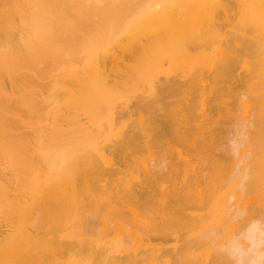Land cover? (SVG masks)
I'll return each mask as SVG.
<instances>
[{
	"label": "bare ground",
	"instance_id": "6f19581e",
	"mask_svg": "<svg viewBox=\"0 0 264 264\" xmlns=\"http://www.w3.org/2000/svg\"><path fill=\"white\" fill-rule=\"evenodd\" d=\"M27 3L35 8L29 19L24 17ZM65 4L73 11L67 12ZM0 35V142L28 140L27 134L17 133L7 80L16 83L22 105L34 114L39 109L26 98L27 81L47 59L61 63L60 76L76 87L63 118L71 128L72 149L57 143L47 168L23 165L21 173L32 175L27 188L14 193L0 182L1 201L10 215L9 234L0 237V264H52L64 251L79 255L71 257L73 264L103 259L106 264H264V0H0ZM196 47L207 51L192 59L190 50ZM126 54L132 64L124 65ZM179 63L188 76L165 75L162 81L161 75ZM191 63L198 68L191 70ZM240 66L248 77V96L235 94L240 100L248 97L241 102L247 118L220 157L215 155L220 128L209 119L221 109L226 116L231 113L222 99L234 89L225 83L231 85ZM120 74L127 83H144L136 96L116 90ZM175 92L183 95L179 111L169 109L166 100ZM101 108L108 114L103 124L98 119ZM81 111L86 122L79 119ZM126 120L130 123L124 130ZM35 133L38 140L64 137L59 127ZM103 136L115 138L110 147L116 158L100 151ZM169 139L185 152L172 149L168 160L161 153V159L154 158L153 152L157 156ZM241 147L244 154L236 162L232 158L242 153ZM142 151L152 158H138ZM129 152L138 158L130 162L135 183L125 187L120 178V184L109 180L101 185L104 176L108 180L117 172L116 165H125ZM233 178L239 183H232ZM82 196L96 204L102 201L104 210L110 207L122 218L118 226L131 247L122 240L96 242L90 229L96 221L86 214L88 207L84 212ZM67 224L75 231L84 226L86 239L82 242L76 233L65 240L60 230ZM156 240L180 245L166 248Z\"/></svg>",
	"mask_w": 264,
	"mask_h": 264
},
{
	"label": "rangeland",
	"instance_id": "374dc122",
	"mask_svg": "<svg viewBox=\"0 0 264 264\" xmlns=\"http://www.w3.org/2000/svg\"><path fill=\"white\" fill-rule=\"evenodd\" d=\"M83 3H86V0H83ZM51 5H54V3H52ZM64 7L65 8H68V9H66V11L68 10L67 12H72L73 11L68 4H65ZM34 12H35L34 5L32 3H27L25 5V8H24V17H26L27 19H29L33 15ZM16 24H18V20H16ZM0 37H1V35H0ZM192 49L190 50V54L192 53L191 56H192V59H194V58H197L202 52H204L206 50V47H196V48H192ZM126 55L129 56V54H126ZM127 56H126L127 59L125 61V62H127V64L124 62V65H129L130 63L132 64V61H130V59H129L130 56L129 57H127ZM45 63L46 64L45 65L43 64V66L41 67V72L38 69V71H36V72L29 73V79L27 81V95H26V98L28 100H30L31 102H33L34 104H36V106L39 109V113L37 112V114L30 113L22 105V101H23V98L24 97H21V95H19L15 91V89H14L13 86H16L15 85L16 83L11 84L10 81H8V80L6 81V87H7L8 91L11 93V96H12V100L10 102L11 109H12V111H13L16 119L18 120V126H19L18 128L19 129H18L17 133L18 134H21V135H26L27 134L26 136L28 138L27 141L14 140V141H11V142H0V182L6 184V186L8 187V189H9L10 192L16 193V192L19 191L20 188H22V187L27 188L31 184V181H32V175H31V173H24V174L21 173V167L23 165H25V164L26 165L27 164H31V165H35L36 167H39V168L40 167L43 168V169L44 168H47V166H48V163L47 162H49L50 156H52V153H53L54 149L57 147V145H56L57 143H67V144L60 145V147L64 148V150L69 149V148L72 149L71 146H73L72 144H68V143H70V140H68V136H69V133L71 132V128L63 123V118L67 114V111H68V108H67L68 105L67 104L70 101L71 94L76 91V87L75 86L73 87V85H74L73 83H71L70 81L65 80L64 78H62L60 76V72H61V70L63 68V65L61 63L55 62V61L50 60V59H47ZM46 65H48V66H46ZM177 67H178V69H177ZM107 68L110 69V67H108V66H107ZM119 68H122V65ZM191 68H192L191 70H196L198 68V66L196 65V63H194V64L191 63ZM165 69H166V66H165ZM171 69H170L171 71L170 70H167V71H165L161 75L162 81L165 79V75H167V79H169L170 77H172V78L175 77V78L181 79L180 77H183L184 74L187 75V70L184 68V66H183L182 63L176 64ZM236 69L237 70L234 73V76L235 77L233 76L234 79L232 78L230 80V84L231 85H228L227 86V84L229 82L225 83L226 84L225 87L227 89H229V88L230 89L231 88L234 89V91L231 90V92L233 91L234 93H233V95H229L228 94L229 91H228V93H226L227 96L225 95L224 99H222V103H225V104H222V106L223 107L225 105H226L225 107L228 106L227 108H229L228 110H230L229 113L230 112L231 113L230 114L228 113L229 115L226 116L224 114V112H220L222 110L221 109L219 111H215L214 112V114L216 115L214 117H217L216 119H213L214 118V117H212L213 116L212 115L213 113L211 114L210 119H209L210 120L209 123H212V121L213 122L215 121L213 124H211L212 126L214 125L215 128L216 127L217 128H220V130H219L220 133H218V136L220 138V141L217 140L219 138H217V136H216V138H217L216 139V145H217V147L218 146L219 147L217 149V152H215L216 153L215 155H217V156L219 155L220 157H223L222 155H224V154L226 155L228 153V151H229V148H228L229 147L228 140H231L232 137H234V134L235 133H238L242 129L243 126L241 124H239V123L243 122L244 119L247 118V115L244 116L241 106H242V103H245V102L248 101V97H246L244 99L242 98V100H240V99H241V97L248 96V92H247L248 81H246V79H248V77L246 75L245 70L241 66H240V68L237 67ZM120 71H121V69H120ZM115 78H117L118 81H116L117 79H115ZM115 78L114 79H115L116 82L122 84V85L120 84L121 86L119 85V87H116V90H118V92H121L122 91L121 94L123 93L124 95H126V96L128 95L130 97L131 96L132 97L133 96H136L140 92V90L142 89L143 84H144L141 81H132V83L131 82H128L127 83V81L123 78V76L121 74H120V77L118 75ZM239 78H240V81H239ZM236 79H237V81H236ZM119 80L120 81L122 80L124 83L120 82ZM243 82L244 83L247 82V84L245 85V87H243V84H244ZM134 83L136 85L141 84V86H139V85L137 86V88L140 87V89H137L136 88V85ZM239 83H240V86L242 85L240 88H239ZM68 84H69V87H71L70 89L68 88ZM132 85L134 86L133 88H136V89H132ZM235 85H237V86L235 87ZM41 86H44V87L41 88ZM128 86H129V88L131 90L128 89V91L126 92V88ZM60 87H64L66 89L63 90V89H60ZM123 88H125V89L123 90ZM237 88H239V90ZM72 91H74V92H72ZM235 91H237V92H235ZM44 93H46V94H44ZM178 93L179 92H175V95L173 94L172 96H169L166 99V100H168V102L170 101L169 102V105L170 106H168V108L171 109V110H173V111H175V110L176 111H179L182 108V101L181 100H182L183 95H182L181 92H180L181 93L180 95ZM235 93L236 94L239 93V96H241V97H239ZM58 96H60V97L57 98ZM229 96H232V101H231V99H229V98H231ZM235 96L236 97L238 96L237 98L239 100ZM227 97H228V102H227V99H226ZM174 98L175 99L177 98L176 99L177 101L176 100L174 101V102H177L176 105L174 104V102L171 103V100L173 101ZM234 98H235V100H237L236 102H235V100L233 101ZM131 100L133 101V98H131ZM224 101H226L229 104H226V102H224ZM117 103H118V100H117L116 104ZM231 103H232V105H231ZM235 103L238 105V106L236 105L237 107L234 106ZM172 105H174L173 108L171 107ZM231 107H232V109H231ZM174 108H175V110H174ZM56 111L58 113H60L61 115H59L58 113H57V115H55V112ZM60 111H62V113ZM101 111H102V108L99 109V111H98V114H99L98 115V119H99L100 123L103 124V122H105L107 120L108 114H107L106 111H104V112L102 111V113H100ZM219 113H222V115L221 114L219 115ZM61 116H62V118H61ZM79 116H80L79 119L83 120L84 122L87 121V117L84 115V113H82V111L79 112ZM222 116H224V119H223ZM134 117H132V120H135L136 119V115H134ZM220 117H221V119H220ZM228 117L229 118L231 117L232 119L230 118V120H229ZM41 119H42V121H41ZM218 120H220L219 123L217 122ZM221 120H223V121H221ZM225 120L227 121V123H225V125L224 124L222 125V122L224 123ZM199 121H201V119L195 121L194 124H197ZM228 121H229V124H228ZM42 122H45V123H42ZM54 122H55V124H54ZM129 123H130V121H129ZM129 123H128V120L125 121V124L127 126L124 125V130H126L128 128ZM61 124H64L65 128L62 127L63 125H61ZM221 125L225 127V128L223 127L224 130L221 128L222 127ZM230 125L232 126V128H231ZM54 127H59V128H61L63 130L64 137L62 139L58 138L55 135H53L52 137H47L46 136L47 138H44L43 140H38L36 138V133H35L36 130L41 129V131H43L45 133L47 131L52 130ZM247 131L248 130L246 128L245 131H244V134H247ZM103 137L101 138V146H103V148L100 151H102L103 154H105V156L108 159L116 158L115 155H114V153L112 152V148L110 147V145L115 141V138L114 137H112V138L111 137H107L106 138L105 136H103ZM105 139H107V140L105 141ZM171 140L172 139H169L167 141L169 142ZM168 142L165 145H163L162 148L163 149L165 148L164 150L161 151V149H158V151H156V155L157 156H155V154H154L155 151L153 152L152 155H154V158H156L158 156L160 157V156L164 155L163 157L168 160L169 158H167V155H168V157L170 156V154L172 153V149L173 150L174 149H178V150H182V152H185V150H183V148H181L179 146H178L179 147L178 148L177 145L173 143V141H171V143L170 142L168 143ZM217 142H219V143H217ZM221 144L224 145V146H222ZM66 145H68V146H66ZM171 145H173L174 147L171 146ZM104 146H106L107 148H105ZM225 147H227V148L225 149ZM241 149L240 150L242 151V153L239 150V152L241 154L237 155L235 158H232V159L236 160V162H238L237 160H239L243 156V154H244L243 153L244 147L243 148L241 147ZM159 150H160V152H159ZM169 150H171V153L170 152H167ZM226 150H228V151L226 152ZM50 151H52V152H50ZM163 151H165V152L163 153ZM110 152H112V154ZM144 152L145 151H142V152L137 153L138 154V158L139 157H147V159L152 158V155H149L148 153H145V155H143ZM137 154L136 153L135 154L134 153L132 154L130 152L127 153V155H128L127 157L129 158V156H130V158L129 159L128 158L126 159L125 158L126 156L124 157V159H125V165L123 163L120 164L121 166L116 165L115 168H117V172H114V174H111L112 175L111 177L108 174V176L110 177V178L108 177V180H107V175H106V177L104 176V178H102L103 180L101 181V185H103L105 183H108L109 180L113 182V183L112 182H109V184H113V185H115V183L116 184H120L122 182L121 180H123L122 184L125 185V187L132 186L133 184H130V183H135V174H134V170H133V168L131 166V163H132L131 160H134L135 159L134 157H136L135 160H137L138 159L137 158ZM160 159H161V157H160ZM231 161H233V160H230L229 162H231ZM234 162L235 161H233L231 163H234ZM126 164H127V166H126ZM118 167H120V168H118ZM243 167H244V165H240L239 166V169H243ZM118 171H121V172H118ZM119 173H120V176H118ZM114 175H116V176H114ZM121 176H125V179L127 181L124 178H122ZM111 178H112V180H111ZM120 178H121V180H120ZM115 179H117V180H115ZM239 181L240 180H238L237 178H236V180H235V178H233L231 180L232 183H236V184H238ZM117 182H119V183H117ZM82 198H83V196H82ZM96 198L99 200L100 199V196L99 197H96ZM11 199H12V196L10 195L8 197V200H11ZM83 199H84L83 200V203H85L87 205L86 206L84 204L86 206V207H84V209L88 207L87 209L89 210L88 211V210L85 209L84 212H87L88 211V213H86V214H88V216L91 215L93 217V219H92V217H91V219L93 221H96V222H94V224H95L94 226H93V222L91 221V226H90L91 233L93 232L92 234H95V236H96V238H95V236H93L97 240L96 242L97 243H100V242H103V241L104 242H106V241H109V242H114V241L115 242H118V241L122 240V241H124L127 244L126 245L127 247H131V243H128V239L126 238V234L121 231V227L119 228V226H121L123 224L122 218L121 217H118V214L116 212L113 213L112 212L113 209L110 208V207H108V208L107 207H104L106 209V210H104L102 208V206L100 205V204H102V201H99V203L97 202L98 204H96L93 201H89V199L86 198V197H84ZM1 200L3 201L2 197L0 196V202H1V204L3 203L2 204L3 206L0 207V212L3 210V212L0 213V226H2V228L0 227V237L5 238L9 234L8 227L7 226L9 225L8 218H10V215L8 214L9 213V210L7 209L6 201L5 202H2ZM84 201H86V202H84ZM134 201H135L134 203L136 204V206H138L136 200H134ZM87 202H88V204H87ZM90 203H91V205H90ZM92 204H94V205H92ZM90 206H92V208H90ZM100 206H101V208H100ZM94 207H95V209H94ZM97 207H99V208H97ZM135 209H136V207H135ZM109 210H111V211H109ZM136 210L137 211H140V208L138 207ZM83 214H85V213H83ZM85 215H83V217H85ZM95 215L98 216V217L95 218L96 217ZM88 218H90V217H88ZM119 219H121V220H119ZM97 221H98V223H97ZM121 222H122V224H121ZM97 225H98V227H97ZM69 226H70L69 224L63 225L62 229L60 230V233H61V235L64 236V239L65 240H67V238L68 239H71V238L75 237L74 235L76 233H78V239L79 240L82 241L84 237H85L84 239H86L87 236L86 235L84 236V234H86L85 233L86 229H85L84 226L79 231H75V230L71 229V227H69ZM66 227L68 228V230H66ZM114 232H115V234H114ZM2 238H0V240ZM111 239H114V240H111ZM169 240H167L166 242L165 241H159L158 242L156 240L155 244L161 243L160 245H164L166 243V245L164 246L166 248H171L173 246H179L180 245V243H177L176 244L174 241H172V240L169 241ZM70 253L71 252H65L64 251L62 253V255L61 254L56 255L57 257L60 256V258L59 257L58 258L55 257L54 260H51V261L52 262L55 261L53 263H56V264H60V263L61 264H67V263L68 264H70V263L73 264V260L75 259V257L76 258H79V255L76 254L77 255L76 256L75 253H72L73 254L72 256L73 257L75 256L73 258V260H72L71 259L72 256H71ZM81 255L83 256V254H81ZM61 257H63V258H61ZM68 257H69V259H67ZM70 259H71V261H69ZM104 261H105V259H103L101 261H98V264L101 263V262H104ZM96 262L97 261H95V264H97ZM101 264H106V262L105 263H101Z\"/></svg>",
	"mask_w": 264,
	"mask_h": 264
}]
</instances>
